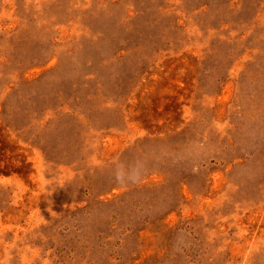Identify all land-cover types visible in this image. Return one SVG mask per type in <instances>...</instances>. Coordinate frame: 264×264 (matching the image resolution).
Instances as JSON below:
<instances>
[{
    "label": "rangeland",
    "instance_id": "1",
    "mask_svg": "<svg viewBox=\"0 0 264 264\" xmlns=\"http://www.w3.org/2000/svg\"><path fill=\"white\" fill-rule=\"evenodd\" d=\"M0 264H264V0H0Z\"/></svg>",
    "mask_w": 264,
    "mask_h": 264
},
{
    "label": "clouds",
    "instance_id": "2",
    "mask_svg": "<svg viewBox=\"0 0 264 264\" xmlns=\"http://www.w3.org/2000/svg\"><path fill=\"white\" fill-rule=\"evenodd\" d=\"M115 180L121 185H125L128 182L137 183L140 180V170L126 169L124 165L117 164L114 171Z\"/></svg>",
    "mask_w": 264,
    "mask_h": 264
}]
</instances>
